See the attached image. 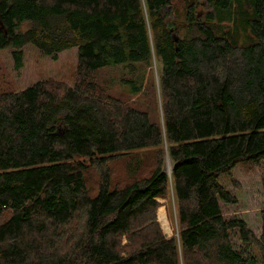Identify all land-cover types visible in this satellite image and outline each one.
Listing matches in <instances>:
<instances>
[{"label":"trees","instance_id":"1","mask_svg":"<svg viewBox=\"0 0 264 264\" xmlns=\"http://www.w3.org/2000/svg\"><path fill=\"white\" fill-rule=\"evenodd\" d=\"M253 2L256 41L240 45L198 7L242 0H0V49L14 48L16 68L28 44L55 59L78 49L74 85L0 92V264H260L251 249L264 264V209L259 235L223 211L238 197L222 178L238 189L239 163L264 165V0ZM118 67L135 101L97 78ZM149 148L131 182H112L110 161ZM170 187L168 237L157 211Z\"/></svg>","mask_w":264,"mask_h":264},{"label":"rangeland","instance_id":"2","mask_svg":"<svg viewBox=\"0 0 264 264\" xmlns=\"http://www.w3.org/2000/svg\"><path fill=\"white\" fill-rule=\"evenodd\" d=\"M187 0H173V8H185ZM198 8L203 10L204 18L221 25L223 32H226L230 40L240 45L253 44L256 37L249 27L247 20L254 15L253 0H242V4L228 7H210L207 5ZM211 8V9H210ZM208 11L212 12L208 16ZM14 48L8 47L0 49V92L20 91L38 81L55 79L64 81L68 85H74L78 80V49L77 47L66 49L58 54L55 59L44 54L37 46L28 44L23 48V66L16 68L12 54ZM160 65L155 61L153 73L158 82ZM102 82L106 83L112 94L122 96L124 99L135 101V96H129L127 90L120 86V79L125 76L121 68H105L97 72ZM151 85V84H150ZM148 100L146 96L137 98ZM142 109H149L146 102L141 104ZM153 148L137 150L130 156H122L108 163V169L112 182L123 186L132 181L130 174V163L139 161L141 163L147 159H155ZM168 152L164 154V168L168 172L173 168V162L168 157ZM264 165L254 166L249 163H239L232 171L233 178L239 183L240 188L235 189L229 177H223V183L238 197L237 203L223 205V211L227 218H242L248 226L259 235L262 230L261 211L264 209V193L262 186V174ZM142 165L139 176L144 175ZM101 169L97 166L89 167L86 180L88 188L96 192L101 182ZM171 186V185H170ZM161 206L157 211V219L163 232L171 237L178 233V223L176 217L175 199L172 188L166 198H159ZM9 217V213L6 214ZM164 219L168 227L164 224ZM169 230V231H168ZM236 237L234 236V241ZM240 243H237L239 245ZM260 262L261 255L256 249H251Z\"/></svg>","mask_w":264,"mask_h":264},{"label":"bare ground","instance_id":"3","mask_svg":"<svg viewBox=\"0 0 264 264\" xmlns=\"http://www.w3.org/2000/svg\"><path fill=\"white\" fill-rule=\"evenodd\" d=\"M169 155V154H168ZM164 224L168 227V223L166 222V219H164ZM169 231V230H168Z\"/></svg>","mask_w":264,"mask_h":264},{"label":"water","instance_id":"4","mask_svg":"<svg viewBox=\"0 0 264 264\" xmlns=\"http://www.w3.org/2000/svg\"><path fill=\"white\" fill-rule=\"evenodd\" d=\"M177 40V39H176ZM169 158H170V156H168ZM172 170H173V168H172ZM172 170H171V172L170 171H168L167 173L169 174V175H171V173H172Z\"/></svg>","mask_w":264,"mask_h":264}]
</instances>
